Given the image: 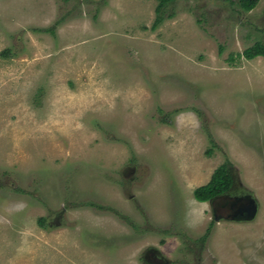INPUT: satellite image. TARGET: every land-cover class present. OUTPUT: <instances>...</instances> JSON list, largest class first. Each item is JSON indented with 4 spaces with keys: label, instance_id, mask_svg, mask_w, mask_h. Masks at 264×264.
Here are the masks:
<instances>
[{
    "label": "rangeland",
    "instance_id": "rangeland-1",
    "mask_svg": "<svg viewBox=\"0 0 264 264\" xmlns=\"http://www.w3.org/2000/svg\"><path fill=\"white\" fill-rule=\"evenodd\" d=\"M157 4L0 0V264H264V0ZM227 159L253 219L194 197Z\"/></svg>",
    "mask_w": 264,
    "mask_h": 264
},
{
    "label": "trees",
    "instance_id": "trees-1",
    "mask_svg": "<svg viewBox=\"0 0 264 264\" xmlns=\"http://www.w3.org/2000/svg\"><path fill=\"white\" fill-rule=\"evenodd\" d=\"M158 4L156 6V17L154 23L152 25L153 29H156L167 17H172L173 13L166 14L167 8L171 5L175 0H157ZM260 0H237L240 10L242 11H251L253 10L259 3ZM46 31L53 32L52 29H45ZM222 51V50H221ZM247 59H252L257 56L264 57V42H256L253 46L248 47L242 54ZM230 58H233L231 56ZM212 144L215 145V142L212 140ZM211 150L208 151L210 153ZM231 161L226 160L224 163L219 165L212 174L210 181L207 184L201 185L194 190V197L201 202L210 201L215 196L220 194L227 193L231 191L235 185V175L231 169ZM43 221V219L41 220ZM211 226L207 229V232L196 238V241L204 242L207 240L209 236V232L211 231ZM171 230H166L167 233H170ZM184 234V235H183ZM181 235L185 246H189L191 242L189 241V235L187 233H183ZM195 240V239H194Z\"/></svg>",
    "mask_w": 264,
    "mask_h": 264
},
{
    "label": "flooded vegetation",
    "instance_id": "flooded-vegetation-1",
    "mask_svg": "<svg viewBox=\"0 0 264 264\" xmlns=\"http://www.w3.org/2000/svg\"><path fill=\"white\" fill-rule=\"evenodd\" d=\"M248 193L249 192L246 190H243V188L239 186L236 187V184H235L231 191L215 196V198H212L213 200L211 199L212 200L211 202L213 204H216L215 205L216 207L214 208V212L218 214L219 210L223 209L225 213H230L229 211L230 202L233 201L236 197H242ZM222 217L224 216L222 215ZM142 259H143L142 261L143 264H162V262L166 260L164 256L162 255L161 250H159V248L154 247V246L153 247L150 246L148 249L144 251ZM164 263H166V261Z\"/></svg>",
    "mask_w": 264,
    "mask_h": 264
},
{
    "label": "water",
    "instance_id": "water-1",
    "mask_svg": "<svg viewBox=\"0 0 264 264\" xmlns=\"http://www.w3.org/2000/svg\"><path fill=\"white\" fill-rule=\"evenodd\" d=\"M212 200H210V202ZM258 210L259 206L257 200L252 196V194L248 193L245 196L236 197L233 201L230 202V213H225V215H223L222 209L219 210L220 214L214 213V218L219 219L223 215L226 218L239 219L240 217H242L247 220H250L257 215Z\"/></svg>",
    "mask_w": 264,
    "mask_h": 264
},
{
    "label": "bare ground",
    "instance_id": "bare-ground-1",
    "mask_svg": "<svg viewBox=\"0 0 264 264\" xmlns=\"http://www.w3.org/2000/svg\"><path fill=\"white\" fill-rule=\"evenodd\" d=\"M135 251V250H134Z\"/></svg>",
    "mask_w": 264,
    "mask_h": 264
}]
</instances>
